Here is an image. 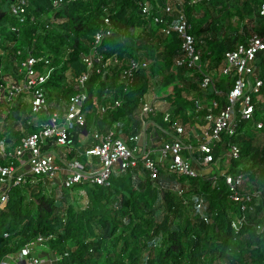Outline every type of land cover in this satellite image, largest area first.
<instances>
[{"label":"trees","instance_id":"1","mask_svg":"<svg viewBox=\"0 0 264 264\" xmlns=\"http://www.w3.org/2000/svg\"><path fill=\"white\" fill-rule=\"evenodd\" d=\"M148 1L156 7L146 16L140 9L143 0H63L58 8L52 7V0H28L20 21L8 10L11 0H0V52L4 54H0V67L5 70L10 59L19 62L28 54L44 55L52 68L46 82L47 100L67 98L77 91L76 81L86 71L81 57L89 52L93 35L110 25L111 34L103 38L98 52L105 58L116 55L120 64L99 67V72L95 66L89 73L81 89L87 93L86 130L104 132L115 123L117 134L136 132V111L150 84H159L165 91L162 98L170 112L167 120L163 112L150 119L164 129L174 122L190 125L196 120L195 105L183 93L198 98L211 94L200 89L195 69L185 76V68H172L180 54V40L175 34H163V23L173 22L178 11L183 12L201 62L207 69L214 68L233 42H246L248 34L238 32L241 22L255 21L254 32H264V15L258 10L264 0H170L168 13L161 10L164 0ZM156 16L162 23L154 21ZM233 17L234 24L229 21ZM49 18L59 22L54 25ZM219 20L228 23L221 34ZM130 59L147 66L135 71L125 89L120 71ZM255 74L262 80L264 96V51L256 57ZM226 81L224 77L218 82L225 92ZM115 100L119 106L98 111L102 103ZM17 106L7 118L23 121L27 132L35 131L37 127L26 124L29 116L23 117L22 107ZM263 107L256 104L254 121L262 119ZM239 126L235 135L221 134L213 154L218 158L229 145L239 147V158L230 160L226 172L248 178L250 201H233L218 172L214 185L211 177L216 172L192 177L160 168L158 177L150 179L139 159L135 167L114 173L105 185H77L85 191L84 204L77 193L70 197L69 190H57L49 195L41 182L26 181L11 185L9 199L0 207V260L41 234L49 237L50 247L61 256L55 264H264V232L257 230L264 224V129H255L252 121H241ZM20 138L19 126L0 125V140L4 139L8 150L19 145Z\"/></svg>","mask_w":264,"mask_h":264},{"label":"built area","instance_id":"2","mask_svg":"<svg viewBox=\"0 0 264 264\" xmlns=\"http://www.w3.org/2000/svg\"><path fill=\"white\" fill-rule=\"evenodd\" d=\"M196 1L198 0H192ZM169 2L170 0H164L165 5L160 9L170 12ZM27 3L28 0H11L8 10L21 21L26 13ZM62 5L63 0H52L53 8ZM155 7L148 0L140 2L143 15H150ZM258 10L260 15H264V3ZM177 14L176 20L163 23L161 28L166 36L175 34L180 40V54L174 59L172 68H185V76H191L195 69L199 74L200 89L211 94V97L205 95L198 98L183 93L184 97L194 102L196 120L193 126L198 132L190 133L187 125L180 122L172 123L169 129L159 127L150 118L163 112L164 119L167 120L170 112L168 102L156 98L151 101L141 100L136 111L139 120L136 132L117 134L115 123L104 132L86 130L83 108L87 93L81 89L89 73L95 66L99 72V67L120 64L116 55L105 58L98 52L103 38L111 34L110 25L93 35L89 52L81 57L86 71L76 81L77 91L67 98L56 97L50 102L47 100L46 82L52 69L47 57L28 54L19 62L14 59L12 75L0 71V103L4 104L3 107L0 106V125L20 100L29 105L31 115L37 116L35 121L28 117L26 124H32L37 129L27 132L26 126H20V143L11 150H8L4 139L0 140V207L9 199L10 186L24 184L26 181L41 182L49 195L57 190H69L70 197L77 193L84 199L81 200L84 204L87 201L85 191L77 189V185H105L114 173L135 167L137 159L150 179L158 177L160 168L192 177L214 173L213 168L219 157L215 158L213 151L221 140V134H237L241 121H252L255 129H264V107L262 119L254 121L256 104L264 105V96L260 94L262 80L255 74L256 57L264 51V32H253L248 35L246 42L235 43L224 51L218 67L207 69L201 62V51L191 33L186 15L179 11ZM154 21L162 23V18L156 16ZM105 22L108 20L105 19ZM12 29L15 30L14 27ZM146 66L144 61L130 59L127 62L120 71V82L125 85V89L133 81L135 71ZM222 77L227 78L226 92L218 87ZM103 94L108 99V93ZM119 105V100L102 103L98 111L102 113ZM19 107L20 104L17 108ZM152 129L160 131L164 138L153 140ZM229 147L226 150L228 160L239 158V147L236 144ZM185 150L190 153L189 156L184 154ZM194 151L198 155L191 154ZM155 153L159 155L157 158L154 157ZM72 154L74 155L71 156ZM80 157H84V161ZM224 160L220 157L222 163ZM226 170L218 171V174L224 177L229 197L237 202L250 201L251 193L243 188L245 176L242 173L230 174ZM218 174L216 172L211 177L213 185ZM239 189L244 191L240 193ZM200 202L199 199L198 204ZM257 230L264 232V224L257 226ZM48 241L49 237L39 234L16 251L4 255L0 264H55L61 260V256L50 247Z\"/></svg>","mask_w":264,"mask_h":264},{"label":"rangeland","instance_id":"3","mask_svg":"<svg viewBox=\"0 0 264 264\" xmlns=\"http://www.w3.org/2000/svg\"><path fill=\"white\" fill-rule=\"evenodd\" d=\"M47 20L49 21V23H52L54 25H56L59 22L58 18H51V19L49 18ZM236 20L237 19L235 17H233L229 21L234 24V22H236ZM227 24L228 23L226 21L219 20V22L217 24V25H219L218 27H220V29L218 30V34H221V33L224 32V30L227 27ZM244 25H245V22H241L240 23L239 28H238V32L239 33L245 34V32H246V34L250 35L252 32H254V29L256 28V22L255 21H250L249 20L248 23L245 26ZM233 43L235 44V42H233ZM67 76H68V78L70 80V74L69 73H67ZM222 78H224V77H222ZM158 89H160V87L158 85L152 86L150 84V91H149V93H151V96L152 97H155L156 98V97L159 96ZM163 94H165V91L164 90H160V95H163ZM24 114H25V116H29V118H31L32 121H35L36 118H37V116L31 115L29 106L27 108H25ZM219 156L223 160L226 159V158H227V160H224L223 163H222V161H220V157H219L218 160H217V162L214 165V168H213V171L214 172L225 171L226 168H227V166H228L227 164L230 163V161L228 160V157H227V151H225L222 155L220 154ZM246 165H247V163H244L243 166H246ZM250 186H251L250 181L248 180L247 177H245V180H244V183H243V187L245 189H248V188L250 189ZM160 187H161V185H160ZM177 188L178 187H176V189ZM82 201H84V199ZM197 206L199 208H201L202 207V204H198ZM157 243H159V242H157ZM38 251H41V248H38ZM46 256H48V254Z\"/></svg>","mask_w":264,"mask_h":264},{"label":"crops","instance_id":"4","mask_svg":"<svg viewBox=\"0 0 264 264\" xmlns=\"http://www.w3.org/2000/svg\"><path fill=\"white\" fill-rule=\"evenodd\" d=\"M3 52V51H2ZM2 55H4V54H2ZM8 61V60H7ZM13 62H15V60H13V59H10L7 63H8V67H7V69H3V67L1 66L0 67V71L2 72V73H4V74H13L12 72L14 71V65H13ZM9 68V69H8ZM154 86V85H153ZM158 86H159V84H158ZM160 90L161 89H158V93H159V96L158 97H156V99L158 98V99H163L162 98V96L164 95H160ZM149 91H150V89L145 93V97L143 98V99H146L147 101H151V100H154L155 99V97H152L151 96V93H149ZM20 103V105H21V107H22V109H23V112H21L22 113V116L24 117L25 116V114H24V111H25V108H27L29 105H27V104H24V103H22L20 100H18ZM141 102V101H140ZM140 104V103H139ZM169 104V103H168ZM0 106L1 107H3L4 106V104H1L0 103ZM22 122L23 121H15L14 119H11V118H6L5 119V121H4V123H2L1 125H6V124H10L11 126H22L23 124H22ZM186 125H187V127H188V129H189V132L190 133H193V132H198V130H196V129H194V126H193V123H191L190 125H189V123H186ZM191 127V128H190ZM148 131H150L149 129H148ZM151 138L153 139V140H155L156 138H161V139H163L164 138V135L160 132V131H157V130H154V129H152V135H151ZM31 240V239H30ZM28 242V241H27ZM26 243V242H25Z\"/></svg>","mask_w":264,"mask_h":264},{"label":"water","instance_id":"5","mask_svg":"<svg viewBox=\"0 0 264 264\" xmlns=\"http://www.w3.org/2000/svg\"><path fill=\"white\" fill-rule=\"evenodd\" d=\"M3 16V13L0 12V18Z\"/></svg>","mask_w":264,"mask_h":264},{"label":"clouds","instance_id":"6","mask_svg":"<svg viewBox=\"0 0 264 264\" xmlns=\"http://www.w3.org/2000/svg\"><path fill=\"white\" fill-rule=\"evenodd\" d=\"M55 251V250H54Z\"/></svg>","mask_w":264,"mask_h":264}]
</instances>
